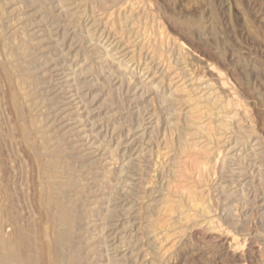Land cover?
<instances>
[{"label":"rangeland","instance_id":"374dc122","mask_svg":"<svg viewBox=\"0 0 264 264\" xmlns=\"http://www.w3.org/2000/svg\"><path fill=\"white\" fill-rule=\"evenodd\" d=\"M0 22V216L2 206L3 212L14 209L35 235L45 239L54 236L53 222L46 219L38 201L47 185L53 187L45 169L54 162L59 165L60 179H64V196L69 198L63 201L76 199L74 203L83 206L87 214L92 211L93 219H97L96 225L89 227L84 219L75 223L80 231L74 226L72 237L81 250L100 242L93 235L106 221L105 213L113 205L109 201L114 203L115 196L123 194V185L128 184L135 195H129L128 204L126 199L117 201L121 203L117 208H123L126 214L121 216L125 224L116 230L113 246L123 251L126 247L121 242L125 237L127 246L137 243L136 252L139 250L144 264H264V0H0ZM105 32L121 38L123 47H129L128 57L115 52L107 46L109 43L104 45ZM183 63L189 66L185 74L180 69ZM146 67L155 74L154 83L143 74ZM191 79L205 85L215 83L224 104L234 105L221 108V115L229 119L235 114L227 137L215 147L208 162L211 173L202 184L190 182L193 168L189 165L177 166L179 128L170 125L176 120L184 124L183 112L189 109V103L183 101L180 91L174 90ZM171 91L173 100L167 102ZM237 115L240 117L235 118ZM224 117L216 118L213 125L219 126L226 120ZM231 168L237 170L234 176L229 173ZM68 178L71 182H66ZM229 179L235 180L234 185L223 189ZM201 186L208 214L201 213V204L195 210L183 201L186 208L183 206L182 211L174 207L170 214H174L173 218L170 211L160 215L165 223L162 229L150 226L148 221L157 216L147 208L150 204L164 207L169 198L175 206L174 199H182L186 189ZM193 213L198 216L194 218ZM82 226L87 230H81ZM149 233H160L158 253L150 248ZM154 254L160 260L154 261Z\"/></svg>","mask_w":264,"mask_h":264},{"label":"bare ground","instance_id":"6f19581e","mask_svg":"<svg viewBox=\"0 0 264 264\" xmlns=\"http://www.w3.org/2000/svg\"><path fill=\"white\" fill-rule=\"evenodd\" d=\"M81 2V1H80ZM105 3V2H104ZM6 4V3H5ZM102 4V3H101ZM125 7V6H124ZM79 8V7H78ZM66 9V8H65ZM68 9V8H67ZM80 10V9H79ZM133 12L134 8L131 9ZM48 11V10H47ZM87 11V10H86ZM131 11V13H132ZM129 13V12H128ZM130 13V14H131ZM3 14V13H2ZM80 14V12H79ZM126 14V13H125ZM124 14V15H125ZM133 14V13H132ZM126 16V15H125ZM140 16V15H139ZM155 16V15H154ZM82 17V16H81ZM93 17V16H92ZM134 18V17H133ZM20 19V18H19ZM18 19V20H19ZM41 19V18H39ZM129 19V17H125V20L127 21ZM131 19V18H130ZM4 20V19H3ZM96 20V19H95ZM94 20V21H95ZM146 20V19H145ZM5 21V20H4ZM135 21V20H133ZM147 21V20H146ZM144 21V22H146ZM59 22V21H58ZM154 22V21H153ZM1 23V22H0ZM9 23V22H8ZM7 23V24H8ZM27 23V22H26ZM25 23V24H26ZM57 23V22H56ZM67 23V22H66ZM94 23V22H92ZM113 23V21H112ZM126 23V22H124ZM119 24V23H118ZM146 24V23H145ZM154 24V23H153ZM24 25V24H23ZM60 25V24H59ZM67 25V24H66ZM114 25V24H113ZM127 25V23H126ZM125 25V27H126ZM129 25V24H128ZM128 25H127V28H128ZM2 26V24H1ZM10 26V25H9ZM48 26V25H47ZM80 26V25H79ZM100 26V25H99ZM153 26V25H152ZM18 27V26H17ZM25 27V26H24ZM43 27V26H42ZM110 27V26H109ZM114 27V26H113ZM121 27H124V26H121ZM131 27V26H130ZM48 28V27H47ZM65 28V27H64ZM69 28V27H68ZM67 28V29H68ZM81 28V27H80ZM153 28V27H152ZM160 28V27H159ZM36 29V28H35ZM50 29V28H49ZM66 29V30H67ZM131 29V28H130ZM139 29V28H137ZM15 30V29H14ZM17 30V29H16ZM22 30V29H21ZM163 30V29H162ZM162 30L160 32H162ZM194 30V29H193ZM6 31V30H5ZM91 31V30H90ZM98 31V30H97ZM96 31V32H97ZM137 31V30H136ZM49 32V31H48ZM131 32V31H130ZM93 33V32H92ZM144 33V32H143ZM147 33V32H146ZM151 33V31H150ZM1 34V33H0ZM9 34V33H8ZM55 34V33H54ZM114 34V33H113ZM162 34V33H161ZM102 35V34H101ZM99 36V35H98ZM119 36V35H117ZM124 36V35H123ZM144 36V35H143ZM20 37V36H19ZM25 37V36H24ZM44 37V36H43ZM103 37V41H104V45L109 43L107 46H111L112 49H115L117 51L115 52H118V53H122V56H126L128 57L129 56V52L126 51L127 48L129 47H123L122 43L119 39L121 38H114L112 35H110L109 33H104V36ZM168 37V36H166ZM170 37V36H169ZM45 38V37H44ZM163 38V37H162ZM31 39V38H30ZM90 39V38H89ZM150 39V38H149ZM156 40V39H155ZM154 40V41H155ZM162 40V39H161ZM30 41V40H28ZM55 41V40H54ZM58 41V40H57ZM151 41V40H150ZM149 41V42H150ZM163 41V40H162ZM36 42V41H35ZM144 42V41H143ZM168 42V41H167ZM148 44V43H147ZM163 44V43H162ZM161 44V45H162ZM142 45V44H141ZM170 45V44H169ZM54 46V45H53ZM127 46V45H125ZM174 46V45H173ZM103 47V46H102ZM105 47V46H104ZM7 48V47H6ZM9 48V47H8ZM107 48V47H106ZM179 48V47H178ZM181 48V47H180ZM29 49V48H28ZM109 49V48H108ZM149 49V48H148ZM105 50V49H103ZM132 50V49H131ZM170 50V49H169ZM19 51V50H18ZM17 51V52H18ZM28 51V50H27ZM99 51V50H98ZM171 51V50H170ZM21 51H19V54ZM29 52V51H28ZM31 52V51H30ZM106 52L108 53V51L106 50ZM163 52V51H162ZM24 55H25V51L22 52ZM164 53V52H163ZM115 54V53H114ZM171 54V53H170ZM85 55V54H84ZM90 55V54H89ZM152 55V54H151ZM185 55V54H184ZM26 56V55H25ZM66 56V55H65ZM92 56V55H91ZM121 56V54H120ZM147 56V55H146ZM10 57V56H9ZM8 57V58H9ZM31 57V56H30ZM29 57V58H30ZM79 57V55H78ZM87 57V56H85ZM139 57V55H138ZM186 57V56H185ZM14 58V57H13ZM12 58V59H13ZM88 58V57H87ZM104 58V57H103ZM107 58V56H106ZM122 58V57H121ZM125 58V57H123ZM133 58V57H132ZM136 58V57H135ZM146 58V57H145ZM162 58H163V55H162ZM130 59V58H129ZM141 59V58H140ZM147 59V58H146ZM150 59V58H149ZM160 59V58H159ZM169 59H171L169 57ZM178 59V58H177ZM176 59V60H177ZM11 60V59H10ZM98 60V59H97ZM115 61V60H114ZM130 61V60H128ZM147 61V60H145ZM144 61V63H145ZM181 58H179V60H177V62L180 63ZM16 62V61H15ZM175 62V63H177ZM193 62V61H192ZM28 63V62H27ZM134 63V62H133ZM147 63V62H146ZM145 63V64H146ZM174 63V64H175ZM196 63V62H194ZM171 64V62H170ZM174 64H172L171 66H173ZM184 64V63H183ZM11 65V64H10ZM149 65V64H148ZM185 65V64H184ZM188 65V64H187ZM181 66V70L184 71H187V67L189 66ZM57 66V65H56ZM60 66V65H59ZM62 66V65H61ZM136 66V65H135ZM152 67V65H150ZM169 66V64H168ZM175 66V65H174ZM2 66H0L1 68ZM137 67H140L139 64H137ZM162 67V66H161ZM197 67V66H196ZM212 67V66H211ZM6 68V66H5ZM53 68V67H52ZM59 68V67H58ZM163 68H164V65H163ZM162 68V69H163ZM155 69H158L155 67ZM160 69V70H162ZM171 68H168L167 70H169ZM211 69V68H210ZM12 70V69H11ZM16 70V68H15ZM33 70V69H32ZM52 70V69H51ZM166 70V69H165ZM166 70V71H167ZM189 70H191L189 68ZM215 70V69H214ZM31 71V70H30ZM143 74L148 77H150V82L154 81V76L155 74H153V72L151 73L150 71V68L146 67L144 69H142ZM141 71V72H142ZM158 71V70H156ZM174 71V70H173ZM179 71V70H178ZM195 71V70H194ZM11 72V71H10ZM16 73V71H14ZM57 72V71H56ZM60 72V71H59ZM165 72V71H164ZM182 72V71H181ZM20 73V72H19ZM74 73V72H73ZM76 73V72H75ZM154 73H158V72H155ZM176 73V72H175ZM179 73V72H178ZM187 72H184L183 74H185ZM190 73V72H189ZM221 73V72H220ZM59 74V73H58ZM153 74V75H152ZM172 74V73H171ZM195 73H193L194 75ZM219 74V73H218ZM9 75V74H8ZM164 75V74H163ZM174 74H172L173 76ZM223 75V74H222ZM5 76V75H4ZM63 76V75H62ZM162 76V75H161ZM74 77V76H73ZM129 77V76H128ZM189 77V76H188ZM191 77V76H190ZM189 77V78H190ZM18 78V77H17ZM57 78V77H56ZM76 78V77H75ZM162 79H165L164 77H161ZM160 78V79H161ZM168 78V77H167ZM187 78V77H186ZM188 78V79H189ZM198 78V77H197ZM202 78V77H201ZM204 78V77H203ZM203 78H202V81H203ZM8 79V77H7ZM32 79V78H31ZM74 79V78H73ZM172 78L170 77V80ZM175 79V78H174ZM187 79V81H188ZM194 79V78H193ZM205 79V78H204ZM18 80V79H17ZM63 80V79H62ZM75 80V79H74ZM121 80V79H120ZM169 80V79H168ZM28 81V80H27ZM49 81V80H48ZM125 81V80H124ZM141 81V80H140ZM159 81V80H158ZM186 82L182 83L180 86H178L177 88H175L174 91H180V93H182V95L184 96V100L183 101H186L188 102L189 104V109L183 113H185L184 115V118L185 120L183 121L184 124L182 125H179L176 120V123L171 121V124L169 123V121L167 122V124L169 123L170 125H172V127H177L176 129L178 130L179 128V139H180V145H179V148L178 149V152H175L176 153V157L178 158L177 160V163L176 165L179 166L180 163H183L184 165V168H186L187 165H189L190 169L191 170V174H189V180L190 182H196V183H199V184H202L204 183L206 180H207V176L211 173V166L208 165V162H210V160L212 159L211 157L213 156L214 152L215 151V147L216 145H220L221 142L224 141L223 137H225L228 133L230 129V124L233 123L235 120H234V115L232 113L231 117L229 119H226V115L224 117V115H221V108L225 107L226 104H224V100L222 98V93H220V91L217 90V88H215L213 85H215V83L212 85V84H209L208 85H205L204 83H194V80H190L189 84ZM31 82V81H30ZM51 82V81H50ZM49 82V83H50ZM57 82V81H56ZM111 82V81H110ZM10 83V82H9ZM76 83V82H74ZM154 83V82H153ZM157 83V82H156ZM170 83V82H169ZM168 83V84H169ZM213 83V82H211ZM204 84L205 87L201 88V85ZM31 85V84H30ZM76 85V84H75ZM122 85V84H121ZM143 85V84H142ZM178 85V84H177ZM202 85V86H204ZM24 86V85H23ZM32 86H35V84H33ZM77 86V85H76ZM141 86V85H140ZM161 86V85H160ZM175 86V85H174ZM223 86V85H222ZM230 86V85H228ZM144 87V86H143ZM156 87H159V84L156 85ZM167 87V86H166ZM176 87V86H175ZM231 87V86H230ZM77 88V87H76ZM160 88V87H159ZM31 89V88H30ZM78 89V88H77ZM141 89V88H140ZM150 89V87H149ZM155 88H153L154 90ZM21 90V89H20ZM165 90V89H164ZM168 90V89H167ZM116 91V90H115ZM147 91V90H146ZM157 91V90H156ZM12 92V91H11ZM21 92V91H20ZM23 92V91H22ZM26 92V91H24ZM168 92V91H167ZM34 93V92H33ZM57 93V92H56ZM76 93V92H75ZM141 93V92H140ZM26 96V94H24ZM23 95V96H24ZM27 95H31V94H27ZM64 95V94H63ZM70 95V94H69ZM78 95V93H77ZM173 93L171 91V93L168 94V97H166V101L168 102V100H173ZM11 96V95H10ZM61 96V95H60ZM141 96V95H140ZM139 96V97H140ZM232 96V95H231ZM29 97V96H28ZM52 97V96H51ZM83 97V96H82ZM162 97V96H161ZM165 98V95L163 96ZM233 97V96H232ZM3 98V97H2ZM24 98V97H23ZM143 99V97H141ZM177 98V97H176ZM21 99V98H20ZM26 99V98H25ZM50 99V98H48ZM33 100V99H32ZM44 100V99H43ZM59 100V99H57ZM127 100V98H126ZM182 100V99H181ZM230 100V99H229ZM65 101V100H64ZM165 101V102H166ZM36 102V101H34ZM83 102V101H82ZM162 102V101H161ZM166 102V103H167ZM227 102V101H226ZM233 102V101H232ZM235 102V101H234ZM17 103V101H16ZM22 103V102H20ZM19 103V104H20ZM62 103V101H61ZM74 103V102H73ZM81 103V102H80ZM236 103V102H235ZM233 103V104H235ZM239 104V103H238ZM238 104H235V106ZM27 105V104H26ZM29 105V104H28ZM60 105V104H59ZM34 106V104H33ZM56 106V105H54ZM125 106V105H124ZM173 106V105H172ZM228 106V107H227ZM227 108H229L230 106H233L234 105H228L227 104ZM53 107V106H52ZM68 107V106H67ZM126 107V106H125ZM28 108H30L28 106ZM51 108V107H50ZM54 108V107H53ZM59 108V107H58ZM128 108V107H127ZM237 108V107H236ZM242 108V107H240ZM64 109V108H63ZM62 109V110H63ZM225 109V108H224ZM232 109V107L230 108ZM239 109V107H238ZM247 109V108H246ZM61 110V109H60ZM61 110V111H62ZM132 110V109H131ZM183 110V108H182ZM59 111V110H58ZM171 112V111H170ZM178 111L176 112H173V113H177ZM237 112V111H236ZM248 112V111H247ZM7 113V111H6ZM59 113V112H58ZM180 113V112H179ZM239 113V112H238ZM237 113V114H238ZM130 114V113H129ZM144 114V113H143ZM57 115V114H56ZM76 115V114H75ZM133 115V114H132ZM174 115V114H173ZM172 115V116H173ZM177 115V114H175ZM240 115V114H239ZM48 116V115H47ZM50 116V115H49ZM139 116V115H138ZM154 116V115H153ZM224 117V119L226 120H222L221 124L218 126L215 127L214 124V120L216 118H220V117ZM233 116V117H232ZM238 116V115H237ZM10 117V116H9ZM65 117V115H64ZM240 116L238 117H235V118H239ZM61 118V117H60ZM146 118V117H145ZM167 118V117H166ZM177 118V116H176ZM182 119V118H181ZM181 119H179L181 121ZM223 119V118H222ZM84 120V119H83ZM134 120V119H133ZM143 120V119H142ZM165 120V119H164ZM217 120V119H216ZM215 120V121H216ZM32 121V120H31ZM52 121V120H51ZM148 121V120H147ZM23 122V121H22ZM183 122H179V123H183ZM237 122V120H236ZM240 122V121H239ZM19 123V122H18ZM24 123V122H23ZM32 123V122H31ZM52 123V122H51ZM50 123V124H51ZM64 124V123H63ZM164 124V123H163ZM168 124V126H169ZM12 125V124H11ZM155 125V124H154ZM159 125V123H158ZM24 126V125H23ZM62 126V125H60ZM74 126V125H73ZM146 126V125H145ZM165 126V125H164ZM234 126V125H233ZM19 127V126H18ZM72 127V126H71ZM171 127V128H172ZM218 127V128H217ZM232 127V126H231ZM48 128V127H47ZM147 128V127H146ZM233 128V127H232ZM239 128V127H238ZM20 129V128H19ZM22 129V128H21ZM27 130V129H25ZM33 130V129H32ZM92 130V129H91ZM130 130V129H129ZM166 130V128H165ZM21 131V130H20ZM39 131V130H38ZM55 131V130H54ZM93 131V130H92ZM128 131V130H127ZM158 131V130H157ZM233 131V130H232ZM237 131V130H236ZM159 132V131H158ZM220 132V133H219ZM22 133V132H21ZM39 133V132H38ZM98 133V132H97ZM152 133V132H151ZM156 133V132H154ZM170 133V132H169ZM237 133V132H236ZM244 133V131H243ZM42 134V132H41ZM91 134V133H90ZM128 134V132H127ZM165 134V133H164ZM219 134H224V135H219ZM40 135V134H39ZM38 135V136H39ZM45 135V134H44ZM61 135V133H60ZM152 135V134H151ZM234 135V134H233ZM238 135V134H237ZM36 136V135H35ZM42 136V135H41ZM64 136V135H63ZM89 136V134H88ZM95 136H97L95 134ZM94 136V137H95ZM174 136V135H173ZM178 136V135H177ZM229 136V135H228ZM34 137V136H33ZM62 137V136H61ZM82 137V136H81ZM99 133H98V138H99ZM129 137V136H128ZM132 137V136H131ZM152 137V136H151ZM166 137V135H165ZM227 137V136H226ZM237 137V136H236ZM31 138V137H30ZM71 138V137H69ZM97 138V139H98ZM164 138V137H163ZM178 138V137H177ZM1 139V138H0ZM34 139V138H33ZM54 139V138H53ZM75 139V138H74ZM104 139V138H103ZM178 139V140H179ZM248 139V138H247ZM55 140V139H54ZM130 140V139H129ZM152 141V140H151ZM235 141V140H234ZM48 142V141H47ZM229 142V140H228ZM240 142V141H239ZM36 143V142H35ZM60 143V142H59ZM82 143H85V142H82ZM103 143V142H102ZM215 143V144H214ZM225 143V142H224ZM237 143V141H236ZM49 145V144H48ZM72 145V144H71ZM77 145V144H76ZM96 145V144H95ZM100 145V144H99ZM44 146H47V145H44ZM56 146V145H54ZM67 146V145H66ZM74 146V145H73ZM91 146V144H90ZM105 146V145H104ZM237 146V145H235ZM38 147V146H36ZM99 147H102V146H99ZM109 147V146H108ZM40 148V147H39ZM106 148V147H105ZM174 148V147H173ZM28 149V148H27ZM42 149V148H41ZM82 149V148H80ZM29 150V149H28ZM38 150V149H37ZM44 150V149H43ZM52 150V149H51ZM100 150V149H99ZM110 150V149H109ZM41 151V150H40ZM111 151V150H110ZM127 151V150H126ZM157 151V150H156ZM31 152V151H30ZM29 152V153H30ZM39 152V151H38ZM37 152V153H38ZM45 152V151H43ZM49 152V151H48ZM113 152V151H112ZM227 152V151H226ZM41 153V152H40ZM64 153V152H63ZM170 153V152H169ZM168 153V154H169ZM256 153V152H255ZM59 154V152H58ZM171 154V153H170ZM169 154V155H170ZM221 154V153H220ZM227 154V153H226ZM234 154V153H233ZM239 154V153H238ZM161 155V154H160ZM78 156V155H77ZM175 156V155H174ZM219 156V155H218ZM257 156V155H256ZM175 157V158H176ZM182 157H184L185 160H180ZM133 158V157H132ZM217 158V157H216ZM225 158V157H224ZM223 158V159H224ZM52 159V157H51ZM58 159V158H57ZM94 159V158H93ZM99 159V158H98ZM101 159V158H100ZM131 159V158H130ZM138 159V158H137ZM218 159H220L218 157ZM222 159V160H223ZM235 159V158H234ZM55 160V159H53ZM66 160V159H65ZM93 161V160H92ZM106 161V160H105ZM218 161V160H217ZM229 161V160H228ZM34 162V161H33ZM95 162V161H94ZM132 162V161H131ZM137 162V161H136ZM234 162V161H233ZM75 163V162H74ZM99 163V162H98ZM135 163V162H134ZM167 163V162H166ZM73 164V162H72ZM93 164V162H92ZM97 164V163H96ZM131 164V163H130ZM173 164V163H172ZM175 164V162H174ZM216 164L218 165V162H216ZM223 164V163H222ZM58 164L54 163V162H51L50 164H48L46 166V169L47 171L46 174L47 176L52 179V186H48L47 185V189H45V193L43 195V197L38 200L40 201L39 204L43 207V210L40 206V211L41 209L44 211V215L47 217L46 219L50 220L51 223L53 222V229L51 230H54L55 234L54 236L48 238V239H45L38 236V235H35L36 233L33 232L32 228L28 225V224H24L23 222V218H21L19 216L18 213H16L15 211H13L14 209H5L6 212L4 211L3 212V206L1 208V212H2V215L0 216V264H144L145 261L142 260V255L139 253V250L136 252V249L138 248V246L136 245L137 243H134L133 244V247L131 246H127V241H126V237L125 239L121 242L123 244V246H125L126 248H124V250H120L119 246H113L114 242L115 241V237H116V234H117V231L118 228L122 225V224H125V222H123V218H121L122 215H125L126 214V211L123 212V208L121 210H119V208L117 207H121V203H117L118 200L120 201H124L126 199V203H127V199H129V195H132L134 196V192L132 190V187L129 186L128 184L127 185H123L124 186V189H122L121 191L123 192V194H121L120 196H115L114 198V203L110 202L112 205V207H109L110 209L107 210V212L105 213V222L103 223L102 222V228L98 227V229H96V233L93 235V237L95 238V240H99V238L101 239L100 242H98V244H92V246H88L87 248H85V251L82 249L81 250V246L79 244L76 243V241L73 239V233H74V226H75V223H79L78 222V219H84L83 221H86L87 223V226L86 227H89V226H93V225H96L94 223H96L97 219H93V217L95 216L94 213L91 211L89 212L88 214L85 213L83 210V206L80 208L76 202L74 203V200L76 199H72L73 202L70 200L69 202H64L65 199L68 197H65L64 196V192L66 191L64 188H65V185H64V182L63 180L60 179V176H59V165L57 166ZM85 165V164H84ZM89 165H90V162H89ZM95 165V164H93ZM166 165V164H165ZM216 165V166H217ZM80 166V165H79ZM136 166V165H135ZM140 166V165H139ZM145 166V165H144ZM225 166V165H224ZM37 167V166H36ZM213 167V166H212ZM223 167V166H222ZM236 167V166H235ZM62 168V167H61ZM67 168V166H66ZM75 168V167H74ZM134 168V167H133ZM138 168V167H137ZM140 168V167H139ZM171 168V167H170ZM229 168V167H228ZM121 169V168H120ZM136 169V168H135ZM1 170V169H0ZM3 170V168H2ZM64 170V168H63ZM62 170V171H63ZM101 170V168H100ZM143 170V169H142ZM170 170V169H169ZM174 170V168L172 169ZM180 170V169H179ZM183 170V168H182ZM181 170V172H182ZM186 171V169H184ZM222 170V169H221ZM4 171V170H3ZM73 171V170H72ZM94 171V170H93ZM99 171V170H98ZM103 171V170H101ZM189 173H190V170L188 169ZM237 171V170H236ZM235 170H233L232 168L229 170V173L231 176H234L235 173H236ZM69 172H71L69 170ZM75 172V171H74ZM172 172V171H171ZM241 173V171H238ZM77 173V172H75ZM174 173V172H173ZM186 173V172H185ZM217 173V171H216ZM243 173V172H242ZM241 173V174H242ZM45 174V175H46ZM86 174V173H85ZM141 174V173H140ZM143 174V173H142ZM178 174V173H177ZM227 174V173H226ZM239 174V173H238ZM42 175V174H41ZM63 175V174H62ZM118 175V174H117ZM162 175V174H161ZM188 175V174H187ZM213 175H216V174H213ZM84 176V175H83ZM110 176V175H109ZM131 176V175H130ZM173 176V175H172ZM4 177V176H3ZM67 177V176H66ZM95 177V176H94ZM99 177V176H98ZM119 177V176H118ZM122 177V176H121ZM129 177V176H128ZM132 177V176H131ZM159 177V176H158ZM181 177V176H180ZM179 177V178H180ZM186 177V176H185ZM70 178V177H69ZM68 178V181L66 182H71V180H69ZM77 178V176H76ZM142 178V177H141ZM223 178H226V177H223ZM232 178V177H231ZM6 179V178H5ZM44 179V178H43ZM73 179V178H72ZM89 179V178H88ZM94 179V178H93ZM102 179V178H101ZM143 179V178H142ZM155 179V178H154ZM167 179V177H166ZM182 179V177H181ZM187 179V177H186ZM185 179V180H186ZM218 179V178H217ZM222 179V178H220ZM235 179V178H234ZM66 180V179H65ZM78 180V179H76ZM87 180V179H86ZM99 180V178H98ZM123 180V179H122ZM121 180V181H122ZM168 180V179H167ZM188 180V179H187ZM216 180V179H215ZM223 180V179H222ZM230 180V181H229ZM227 182V184L223 185V189L226 187H228L229 185H232L235 180H232V179H229ZM3 181H4V178H3ZM73 181V180H72ZM118 181V180H117ZM124 181V180H123ZM122 181V183H123ZM163 181V180H162ZM166 181V180H165ZM210 181V180H209ZM237 181V180H236ZM75 182V180L73 181ZM89 182V181H88ZM125 182V181H124ZM226 182H223L226 183ZM87 183V182H86ZM109 183V182H108ZM116 183V181H115ZM126 183V182H125ZM139 183V182H138ZM168 183V182H167ZM181 183V182H180ZM179 183V185H180ZM183 183V182H182ZM189 183V182H188ZM208 183V182H207ZM229 183V184H228ZM231 183V184H230ZM5 184V182H4ZM69 184V183H68ZM78 184V183H77ZM81 184V183H80ZM101 184V183H100ZM137 184V183H136ZM156 184V183H155ZM160 184V183H159ZM195 184V183H193ZM192 184V185H193ZM220 184V183H219ZM15 185V184H14ZM40 185V183H39ZM94 185V184H93ZM158 185V184H157ZM177 185V184H176ZM185 185V184H184ZM234 185V184H233ZM244 185V184H243ZM123 186H121L123 188ZM156 186V185H155ZM162 186V185H161ZM160 186V187H161ZM186 186V185H185ZM204 186V185H203ZM203 186H201V188H188L190 189L189 190V193L186 194V192L188 191V189H186L187 191H182V192H185L184 194H182V199H178L177 197L174 199L177 203V205L173 204V201H169L167 198V200L165 201L166 204L164 205V207H162L159 203V205L162 207H159L157 204H150L147 208L151 210V212L155 211L154 214H156L157 216L154 218L150 216L149 214V223H150V226H153V229L154 228H160V226L162 227V225H164L165 223L163 222V219L161 217H163L164 214H166L168 211L169 212V215L172 214L174 211V207H181V210H182V207L185 205L183 204V201H186L185 204H188L189 205V208L191 207H198L199 208V205L201 204L199 210L202 211L201 213H209V209H208V203L205 204L206 202V196H205V190L203 188ZM16 187V186H15ZM14 187V189H15ZM70 187V186H69ZM68 187V188H69ZM80 187V186H79ZM188 187V185H187ZM191 187H195V186H191ZM77 188V187H75ZM178 188V187H177ZM182 188V187H181ZM180 188V189H181ZM17 189V188H16ZM41 189V187H40ZM136 189V188H135ZM139 189V188H138ZM153 189V188H152ZM166 189V188H165ZM170 189V188H169ZM65 190V191H64ZM83 190V189H82ZM94 190V189H93ZM183 190V189H182ZM211 190V189H209ZM220 190V189H219ZM29 191V190H28ZM31 191V190H30ZM92 191V190H91ZM101 191V189H100ZM159 191V190H158ZM162 191V190H161ZM180 191V190H179ZM242 191V190H241ZM244 191V190H243ZM41 193L43 192L42 190L40 191ZM68 192V191H67ZM93 192V191H92ZM114 192V191H113ZM153 193V192H152ZM160 193V192H159ZM177 193V191H176ZM207 193V192H206ZM210 192L208 191L207 195L209 194ZM18 194V193H17ZM39 194V193H38ZM43 194V193H42ZM76 194V193H75ZM83 194V193H82ZM150 194V193H149ZM231 194V193H230ZM5 195V194H4ZM16 195V194H15ZM111 195V193H110ZM109 195V196H110ZM154 195V194H152ZM175 195V194H173ZM185 197H184V196ZM233 195V194H232ZM236 195V194H234ZM76 196V195H75ZM86 197V195H84ZM30 197V196H29ZM65 197V199H64ZM71 197V196H69ZM104 197V196H103ZM107 197V196H106ZM148 197V196H147ZM171 197V195H170ZM5 198V197H4ZM16 198V197H15ZM14 198V199H15ZM25 198V197H24ZM73 198V197H72ZM122 198V199H121ZM162 198V197H161ZM172 198V197H171ZM184 198V199H183ZM21 199V198H20ZM23 199V198H22ZM35 199V198H34ZM69 199V198H67ZM87 199V197H86ZM100 199V198H99ZM178 199V200H176ZM205 199V200H204ZM4 200V199H2ZM31 200V199H29ZM64 200V201H63ZM111 200V199H110ZM135 200V199H134ZM161 200V199H159ZM23 201V200H22ZM32 201H34L32 199ZM67 201V200H66ZM77 201V200H76ZM80 201H81V198H80ZM113 201V200H112ZM2 202V201H1ZM0 202V203H1ZM7 202V201H6ZM25 202V201H24ZM78 202V201H77ZM82 202V201H81ZM147 202V201H146ZM159 202V201H158ZM12 203V202H11ZM16 203V201H15ZM18 203V202H17ZM83 203V202H82ZM131 203V202H130ZM153 203V202H152ZM5 204V202H4ZM19 204V203H18ZM110 204V205H111ZM128 204V203H127ZM163 204V203H162ZM12 207H13V204H11ZM98 205V204H97ZM131 205V204H129ZM146 205V204H145ZM234 205V204H233ZM238 205V204H237ZM1 206V204H0ZM18 206V205H17ZM34 206V205H33ZM90 206V205H89ZM95 206V205H94ZM125 205L122 204V207H124ZM187 206V205H186ZM207 206V207H206ZM236 206V205H235ZM6 207V206H5ZM10 207V206H9ZM130 207V206H129ZM230 207V206H229ZM228 207V208H229ZM7 208V207H6ZM15 208V207H13ZM18 208V207H17ZM106 208V207H105ZM186 208V207H185ZM210 208V207H209ZM27 209V208H26ZM29 209V208H28ZM146 209V208H145ZM188 209V208H187ZM185 209V210H187ZM21 210V209H20ZM119 210V211H118ZM150 210H148L150 212ZM178 210V209H176ZM175 210V211H176ZM196 210V209H195ZM198 210V209H197ZM198 210V211H199ZM226 210V209H225ZM230 210V209H229ZM23 211V210H21ZM25 211V210H24ZM23 211V212H24ZM106 211V210H105ZM183 211V210H182ZM181 211V212H182ZM189 211V209H188ZM213 211V210H212ZM228 211V209H227ZM22 212V213H23ZM26 212V211H25ZM37 212V210H36ZM99 212V211H98ZM120 212V213H119ZM152 212V213H153ZM179 212V213H181ZM40 213V212H39ZM151 213V215H153ZM183 213V212H182ZM181 213V214H182ZM210 213H211V210H210ZM36 214V213H35ZM176 214V212H175ZM180 214V216H181ZM187 214V212H186ZM190 214V212L188 213ZM197 214V213H196ZM194 216V213L192 214L194 216V218H196L198 216ZM25 215V214H24ZM27 215V214H26ZM135 215V214H134ZM160 215H162L160 217ZM174 215V214H173ZM173 215H170L172 218L174 217ZM177 215V214H176ZM185 215V213H184ZM191 215V216H192ZM211 215V214H210ZM104 216V214H103ZM169 216V218H170ZM189 218H190V215H188ZM187 216V217H188ZM192 216V217H193ZM25 217V216H24ZM102 217V216H101ZM177 217V216H176ZM186 217V216H185ZM186 217V219H187ZM225 217V216H224ZM32 218V217H31ZM132 218V217H131ZM148 218V217H147ZM165 218V217H164ZM171 218V220H172ZM188 218V220H190ZM193 218V219H194ZM93 219V220H92ZM167 219V217H166ZM180 219V218H179ZM183 219V218H182ZM185 219V220H186ZM102 220V218H101ZM171 220H168V221H171ZM178 220V219H177ZM214 220V219H213ZM47 221V220H46ZM165 221V219H164ZM167 221V220H166ZM165 221V222H166ZM187 221V220H186ZM26 222V221H25ZM48 222V221H47ZM145 222V221H144ZM164 224H163V223ZM190 222V221H188ZM210 223H214V221H209ZM48 224V223H47ZM132 224V223H131ZM162 224V225H161ZM172 224V223H171ZM170 224V225H171ZM46 225V223H45ZM133 225V224H132ZM167 225L169 226V224L167 223ZM81 226V224H80ZM129 226V225H128ZM166 226V225H165ZM76 227V226H75ZM85 226H82L80 227L81 230L82 228H86ZM123 227V226H122ZM174 227V226H173ZM220 227V226H219ZM77 228V227H76ZM95 228V227H94ZM100 228V229H99ZM150 228V227H149ZM181 228V227H179ZM178 228V229H179ZM78 229V228H77ZM144 229V228H143ZM162 229V228H160ZM158 229V231L160 230ZM164 229V227H163ZM184 229V228H183ZM229 229V228H228ZM47 230V228H46ZM87 230V228H86ZM128 230V229H127ZM182 230V229H180ZM215 230V229H214ZM77 231H80L79 229ZM98 231V232H97ZM154 232V231H153ZM156 232V231H155ZM165 232V231H164ZM176 232H177V229H176ZM46 233V232H44ZM85 233V232H84ZM89 233V232H88ZM87 233V234H88ZM161 233V232H160ZM160 233H154L153 235L151 233L152 236L150 235H147V237H151V250L155 251L157 247V244L160 242V237L159 234ZM180 233V232H179ZM41 234V233H40ZM91 234V233H90ZM89 234V235H90ZM163 234V233H162ZM168 234V233H167ZM43 235V234H42ZM47 235V234H46ZM75 235V234H74ZM82 235V234H80ZM166 235V234H165ZM179 235V234H178ZM171 236V235H168L167 238ZM233 236V235H232ZM92 237V235H91ZM92 237V239H93ZM165 237V236H164ZM76 238H79L76 237ZM83 238V237H82ZM82 238L80 240H82ZM166 238V239H167ZM170 238V237H169ZM90 239V238H89ZM144 239H145V236H144ZM175 239V238H174ZM234 239V238H233ZM232 239V240H233ZM142 240V239H141ZM85 241V239H84ZM89 241V240H88ZM134 241V240H133ZM137 240H135L136 242ZM175 241V240H173ZM235 241V240H234ZM138 242V241H137ZM164 242V241H163ZM177 242V241H176ZM87 241L85 242V245H86ZM110 243V244H109ZM113 243V244H111ZM173 243V242H172ZM175 243V242H174ZM247 243V242H246ZM83 244V243H82ZM89 244V243H88ZM143 244V243H142ZM171 244V243H170ZM84 246V245H83ZM112 246V247H111ZM233 246V245H232ZM81 247V248H80ZM169 247V246H167ZM173 247V246H172ZM90 248L92 250V253H89L90 252ZM141 248V247H139ZM237 248V246L235 247ZM171 249V248H170ZM148 250V249H147ZM146 250V251H147ZM95 251V253H94ZM159 251V250H158ZM166 251V249H165ZM157 252V250H156ZM94 253V254H93ZM158 253V252H157ZM164 253V252H163ZM155 255V254H154ZM153 255V256H154ZM161 255V254H160ZM148 256V255H147ZM152 256V257H153ZM133 257V258H131ZM144 257V256H143ZM146 258V257H145ZM159 259V257L157 255H155L154 257V261H157ZM160 260V259H159ZM162 260V259H161ZM130 261V262H129ZM167 261V260H166ZM168 264V263H167Z\"/></svg>","mask_w":264,"mask_h":264}]
</instances>
